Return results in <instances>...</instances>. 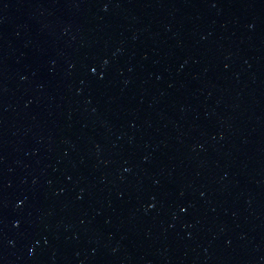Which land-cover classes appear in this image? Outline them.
I'll return each instance as SVG.
<instances>
[{
  "label": "water",
  "instance_id": "obj_1",
  "mask_svg": "<svg viewBox=\"0 0 264 264\" xmlns=\"http://www.w3.org/2000/svg\"><path fill=\"white\" fill-rule=\"evenodd\" d=\"M0 264H264V0H0Z\"/></svg>",
  "mask_w": 264,
  "mask_h": 264
}]
</instances>
